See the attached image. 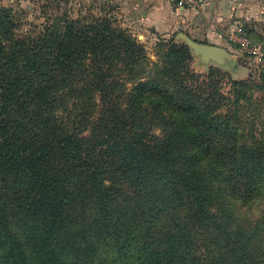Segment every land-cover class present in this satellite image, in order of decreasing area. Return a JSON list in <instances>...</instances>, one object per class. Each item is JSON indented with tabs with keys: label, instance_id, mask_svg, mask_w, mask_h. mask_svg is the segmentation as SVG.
<instances>
[{
	"label": "trees",
	"instance_id": "obj_1",
	"mask_svg": "<svg viewBox=\"0 0 264 264\" xmlns=\"http://www.w3.org/2000/svg\"><path fill=\"white\" fill-rule=\"evenodd\" d=\"M116 22L22 39L0 14V264H78L99 243L115 244L110 264H264V238L211 190L219 180L235 200L264 198V145L218 122L217 71L196 74L187 45L170 41L169 60L142 76L146 49ZM117 181L131 184L133 213ZM137 245L147 255L132 263Z\"/></svg>",
	"mask_w": 264,
	"mask_h": 264
},
{
	"label": "rangeland",
	"instance_id": "obj_2",
	"mask_svg": "<svg viewBox=\"0 0 264 264\" xmlns=\"http://www.w3.org/2000/svg\"><path fill=\"white\" fill-rule=\"evenodd\" d=\"M207 2V6L201 7L198 5L199 0H172L176 19L184 25L185 22L181 18L184 13H188V24L182 27L177 24V28L171 32L158 31L147 21H138L132 9L122 5L120 0H0V14L10 16L13 31L22 39H38L48 29L63 32L65 24L70 21L94 24L105 16L113 17L117 20L116 27L127 31L146 49L148 59L147 64L140 68L142 76L153 72L169 60L166 54L168 55L170 41L173 45H187L193 55L191 68L196 74L205 77L212 70L217 71L213 81L217 83L216 92L224 98L220 109L215 113L218 122L227 121L230 127L238 129L242 143L255 142L264 145V0ZM211 29L220 31L224 37L225 46H219L227 51L222 57L224 60L205 58L187 42L193 40L216 46L207 36L206 30ZM233 81H243V85L234 87ZM126 87L130 90L132 84ZM160 126L162 125L158 123L155 130L160 132ZM186 149L192 150L190 147ZM179 166L190 173H200L201 170L202 175L205 168L201 161L195 165L184 159L179 160ZM112 182H115L113 178L107 180L108 185ZM116 184V202L121 208L120 211L126 210L125 214L133 213L130 209L135 198L131 184L124 181H117ZM216 188L220 189L219 202L232 212L234 224L245 228L250 234L255 231L259 235L258 238H264V198L246 203L232 198L219 180L213 183L212 192ZM88 211L91 209L86 212ZM81 214L75 212L77 219H74L76 221L72 228L76 241L85 244L82 243L85 228L79 221ZM129 218L131 217L124 220ZM130 225L132 230H135V225ZM11 228L18 229L17 225ZM160 245L155 243L150 250L159 248ZM138 251L141 254H138ZM143 251L146 252L141 245H137L130 256L131 262L137 263L140 258L146 256L147 253L142 255ZM114 252L115 244L113 246L99 243L94 256L80 258L77 262L81 264L83 260L84 264H110L114 259ZM0 258L1 262L6 259V249L0 250Z\"/></svg>",
	"mask_w": 264,
	"mask_h": 264
},
{
	"label": "crops",
	"instance_id": "obj_3",
	"mask_svg": "<svg viewBox=\"0 0 264 264\" xmlns=\"http://www.w3.org/2000/svg\"><path fill=\"white\" fill-rule=\"evenodd\" d=\"M120 2L125 7H130L132 9L134 16L138 19V21H147L148 24L152 25V27H155L158 31L171 32L177 28V24L180 27L188 24L186 18L188 13H184V15H182L183 17L181 19L185 22L184 25H182L178 19H176L172 0H120ZM206 32L211 43H215L217 47L225 46L224 37L220 31L215 32L213 29H211L206 30Z\"/></svg>",
	"mask_w": 264,
	"mask_h": 264
},
{
	"label": "water",
	"instance_id": "obj_4",
	"mask_svg": "<svg viewBox=\"0 0 264 264\" xmlns=\"http://www.w3.org/2000/svg\"><path fill=\"white\" fill-rule=\"evenodd\" d=\"M188 44L195 49V51L204 56L205 58L221 61L224 60L225 53L227 51L223 48L214 46V45H207L202 43H197L193 40H188ZM222 58V59H221Z\"/></svg>",
	"mask_w": 264,
	"mask_h": 264
},
{
	"label": "built area",
	"instance_id": "obj_5",
	"mask_svg": "<svg viewBox=\"0 0 264 264\" xmlns=\"http://www.w3.org/2000/svg\"><path fill=\"white\" fill-rule=\"evenodd\" d=\"M184 1V0H183ZM208 0H199V3H198V5L199 6H201V7H205V6H207V2Z\"/></svg>",
	"mask_w": 264,
	"mask_h": 264
}]
</instances>
